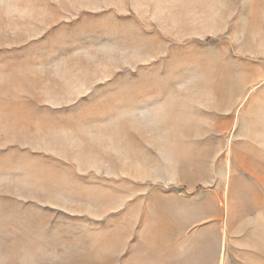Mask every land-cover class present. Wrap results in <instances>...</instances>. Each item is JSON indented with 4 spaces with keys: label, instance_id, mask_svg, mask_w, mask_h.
Instances as JSON below:
<instances>
[{
    "label": "rangeland",
    "instance_id": "374dc122",
    "mask_svg": "<svg viewBox=\"0 0 264 264\" xmlns=\"http://www.w3.org/2000/svg\"><path fill=\"white\" fill-rule=\"evenodd\" d=\"M223 228L264 264V0H0V264H220Z\"/></svg>",
    "mask_w": 264,
    "mask_h": 264
},
{
    "label": "bare ground",
    "instance_id": "6f19581e",
    "mask_svg": "<svg viewBox=\"0 0 264 264\" xmlns=\"http://www.w3.org/2000/svg\"><path fill=\"white\" fill-rule=\"evenodd\" d=\"M224 225V224H223ZM226 229V227H225ZM225 229H222V238H221V246H220V264H223L224 252H225V239H226V232Z\"/></svg>",
    "mask_w": 264,
    "mask_h": 264
}]
</instances>
